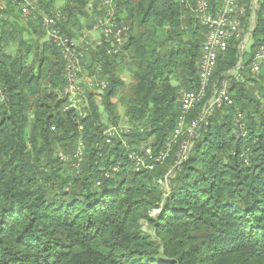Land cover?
<instances>
[{"label":"trees","instance_id":"1","mask_svg":"<svg viewBox=\"0 0 264 264\" xmlns=\"http://www.w3.org/2000/svg\"><path fill=\"white\" fill-rule=\"evenodd\" d=\"M54 1L38 0V8L47 13ZM56 1L60 32L90 40L100 2ZM2 2L0 264H264V73L255 75L250 59L235 69L238 41L219 54L205 100L225 80L232 105L214 111L178 160L186 137L170 140L179 93L199 86L208 32L193 0H119L114 14L129 28L121 52L106 56L91 41L80 59L83 74L106 90L80 83L84 99L66 111L65 61L41 16ZM209 3L215 9L220 0ZM255 25L253 50L264 41L261 10ZM127 63L133 84L123 94ZM114 99L127 127L106 145L103 133L120 119ZM79 143L82 162L61 161Z\"/></svg>","mask_w":264,"mask_h":264},{"label":"built area","instance_id":"2","mask_svg":"<svg viewBox=\"0 0 264 264\" xmlns=\"http://www.w3.org/2000/svg\"><path fill=\"white\" fill-rule=\"evenodd\" d=\"M98 1L100 2L99 11L101 15L94 18L95 23L92 26V31L97 32L98 35L92 37V42L95 46L104 48L106 56H115L121 52L129 28L119 24L114 14L119 0ZM184 1L186 2V0H181V2ZM13 2L23 14H28L34 10L38 11L48 37L61 51L62 59L65 61L64 73L66 75V86L63 94L68 99L65 111L70 108H78L77 98L80 95L84 99L80 83H84L88 90H96L98 92L106 90V84L103 81L98 80L96 77L90 79L87 74H83L80 59L83 51L87 52L90 50L91 41H86L83 38L75 41L60 32L58 23L63 21L64 17L59 8L50 9L46 13L43 9L38 8V0H13ZM0 7H4L2 0H0ZM191 10L195 14L198 24L202 27H207L208 32L200 52L198 65L199 86L193 91H183L179 96V117L170 140L171 143H175L181 136L186 137L181 143V151L177 155L178 160L185 158V153L191 148L187 141L200 135L206 128L207 121L214 114V111L221 109L224 104L232 105V98H230L228 92V83L225 80L215 83L208 100L205 101L210 86L209 82L215 73L214 69L220 56L219 54L226 51L231 40L238 41L237 49L240 59L235 69L239 68L244 60L247 39L255 30V22L259 10L263 11L264 19V0H248L247 5L243 4L242 0H220L219 7L215 9H212L209 0H193ZM248 11L250 12L248 25L244 29L242 20L247 18ZM249 59L251 60L250 68L255 75L258 76L264 73V41L256 46ZM201 104L203 105L200 106ZM194 109H197L196 115L193 118H189ZM81 116H83L82 112L79 113V117ZM82 129V125L78 126V131L81 132ZM124 130L125 128L119 125L109 127L103 133L104 143L109 145L112 139L120 136ZM242 136H244V133ZM171 143L167 144L164 151L159 152L155 156L156 161H164L167 158ZM78 146V149L71 156H62L61 161L71 159L78 163L82 162L84 153L82 143H79ZM144 153L150 156L152 152L150 148H145ZM129 158L134 161L136 168L143 165V159L136 154H130ZM111 170L115 171L116 167Z\"/></svg>","mask_w":264,"mask_h":264},{"label":"rangeland","instance_id":"3","mask_svg":"<svg viewBox=\"0 0 264 264\" xmlns=\"http://www.w3.org/2000/svg\"><path fill=\"white\" fill-rule=\"evenodd\" d=\"M54 6H55L54 8H61L62 2L55 0L54 1ZM80 23L83 24L84 21L82 20V21H80ZM92 34H93V36H97L98 35L96 32H93ZM86 35H87V33H86ZM92 37H90L89 41H92V39H93ZM247 40L248 41L246 43L245 50H244V58H243L244 60H243V62L249 61V57L252 56V51H253L252 47L255 44V40L252 38V36H250ZM132 70L133 69L130 68V64H128V63H127V65H123L119 69V73H120V76H121L120 78H121V80L124 81V88L122 90L123 94L128 93L129 86H131L133 84V78H132L133 73H132ZM183 91H185V90L182 89L180 91V93L183 92ZM113 102H115L116 105H117L116 106V115L120 117L117 125L122 126L123 128H126L127 127V122H126V118L123 116V109H122L120 103L117 102V99H114ZM103 119H104V117H103ZM181 141H182V139H181Z\"/></svg>","mask_w":264,"mask_h":264}]
</instances>
